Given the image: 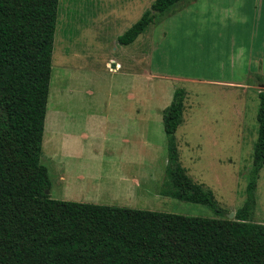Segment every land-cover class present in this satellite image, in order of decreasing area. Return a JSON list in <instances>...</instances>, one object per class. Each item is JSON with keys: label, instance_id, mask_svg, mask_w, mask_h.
Returning <instances> with one entry per match:
<instances>
[{"label": "rangeland", "instance_id": "obj_1", "mask_svg": "<svg viewBox=\"0 0 264 264\" xmlns=\"http://www.w3.org/2000/svg\"><path fill=\"white\" fill-rule=\"evenodd\" d=\"M153 1L59 0L45 117L50 113L56 120L49 134L44 129L40 156L49 195L220 218L203 205L160 194L167 166L162 115L174 91L183 89L182 121L174 133L179 164L228 217L247 197L257 85L264 81L252 76L246 88H238L190 80L226 79L230 72L215 71L223 59L212 55L217 50H198L192 42L199 27L206 36L217 29L205 33L207 18L190 16V0L175 7L188 2L182 15H158L132 43L119 44L118 37ZM252 221L264 224V166L256 179Z\"/></svg>", "mask_w": 264, "mask_h": 264}, {"label": "trees", "instance_id": "obj_2", "mask_svg": "<svg viewBox=\"0 0 264 264\" xmlns=\"http://www.w3.org/2000/svg\"><path fill=\"white\" fill-rule=\"evenodd\" d=\"M185 0H154L118 37L132 43ZM59 0H0V264H264V224L252 221L264 166V89L247 197L233 219L180 166L174 133L184 91L162 115L167 166L160 194L220 218L52 199L40 163ZM48 191V194H45Z\"/></svg>", "mask_w": 264, "mask_h": 264}, {"label": "crops", "instance_id": "obj_3", "mask_svg": "<svg viewBox=\"0 0 264 264\" xmlns=\"http://www.w3.org/2000/svg\"><path fill=\"white\" fill-rule=\"evenodd\" d=\"M238 1L235 5L229 0H190V16L197 14V17L207 18L206 24L203 25L205 33L217 29L214 34L206 36L201 32L202 27H199L198 34L194 31L191 35L192 42L198 50L206 48L209 51L217 50L212 55L223 59L216 62V72L226 73L227 69L230 71L227 72L226 79L193 76L190 78L191 81L238 88H246V83L253 78L252 76L264 81V0ZM227 2L230 5H226ZM187 3L167 15L175 13L182 15L188 10ZM235 73L239 76H234ZM186 79L188 78L184 77L181 80ZM263 86L264 84L259 83L258 90Z\"/></svg>", "mask_w": 264, "mask_h": 264}, {"label": "bare ground", "instance_id": "obj_4", "mask_svg": "<svg viewBox=\"0 0 264 264\" xmlns=\"http://www.w3.org/2000/svg\"><path fill=\"white\" fill-rule=\"evenodd\" d=\"M51 74H52V70H51ZM50 79H51V77H50ZM54 80H55V77H54V75H53V82H54ZM48 112H50V111H48ZM52 112V111H51ZM60 112H62V111H60ZM54 114V113H53ZM72 114V113H71ZM74 114V113H73ZM77 115V114H76ZM70 116V115H69ZM53 116H51V114L49 113V115L47 116V120L45 119V121H46V124L44 125L45 126V133L46 134H49V132H50V130L52 129V125H53V123H54V121L56 120V119H54V117L52 118ZM71 117H73V116H71ZM75 118V117H74ZM45 134V135H46Z\"/></svg>", "mask_w": 264, "mask_h": 264}, {"label": "water", "instance_id": "obj_5", "mask_svg": "<svg viewBox=\"0 0 264 264\" xmlns=\"http://www.w3.org/2000/svg\"><path fill=\"white\" fill-rule=\"evenodd\" d=\"M45 194H48V191H45ZM233 215H234V213H231V214L228 215L227 218L231 219V217H232Z\"/></svg>", "mask_w": 264, "mask_h": 264}]
</instances>
